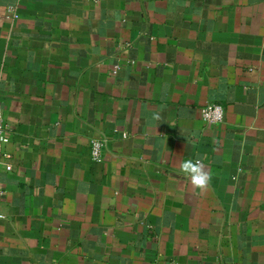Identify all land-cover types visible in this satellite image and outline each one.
Wrapping results in <instances>:
<instances>
[{
  "label": "crops",
  "instance_id": "0c3cea01",
  "mask_svg": "<svg viewBox=\"0 0 264 264\" xmlns=\"http://www.w3.org/2000/svg\"><path fill=\"white\" fill-rule=\"evenodd\" d=\"M0 107V264H264V0H0Z\"/></svg>",
  "mask_w": 264,
  "mask_h": 264
},
{
  "label": "built area",
  "instance_id": "2783aa9c",
  "mask_svg": "<svg viewBox=\"0 0 264 264\" xmlns=\"http://www.w3.org/2000/svg\"><path fill=\"white\" fill-rule=\"evenodd\" d=\"M10 17L18 19L19 15L16 9H10ZM202 116L204 121L211 124H219L224 121L225 109L219 104H210L202 110ZM12 129L6 122L3 109L0 107V168H4L6 171L11 172L13 166L11 164L12 155L6 150L7 145L11 141ZM103 143L100 141H93L92 153L94 161L101 162L103 160ZM5 218L0 214V219Z\"/></svg>",
  "mask_w": 264,
  "mask_h": 264
},
{
  "label": "clouds",
  "instance_id": "9594fccd",
  "mask_svg": "<svg viewBox=\"0 0 264 264\" xmlns=\"http://www.w3.org/2000/svg\"><path fill=\"white\" fill-rule=\"evenodd\" d=\"M154 118L159 119L160 117L159 115H156ZM179 170L183 179L190 181V184L194 189L205 192L210 187L212 173L208 170L207 166L201 159H185L180 163ZM232 179L238 180V176H234Z\"/></svg>",
  "mask_w": 264,
  "mask_h": 264
}]
</instances>
